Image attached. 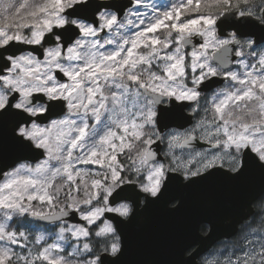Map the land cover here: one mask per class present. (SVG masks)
Here are the masks:
<instances>
[{
    "label": "snow or ice",
    "instance_id": "obj_1",
    "mask_svg": "<svg viewBox=\"0 0 264 264\" xmlns=\"http://www.w3.org/2000/svg\"><path fill=\"white\" fill-rule=\"evenodd\" d=\"M212 183L200 264H264V0H0V264H125Z\"/></svg>",
    "mask_w": 264,
    "mask_h": 264
},
{
    "label": "water",
    "instance_id": "obj_2",
    "mask_svg": "<svg viewBox=\"0 0 264 264\" xmlns=\"http://www.w3.org/2000/svg\"><path fill=\"white\" fill-rule=\"evenodd\" d=\"M17 47L28 49L31 46ZM183 195L181 209L170 211L160 204L140 221L123 228L127 235L125 264H187V260L199 264V257L240 214L235 191L219 183L194 185L184 190ZM200 220L214 221L215 230L206 234L195 230V223ZM211 227L209 224V229ZM192 247L194 249L188 252Z\"/></svg>",
    "mask_w": 264,
    "mask_h": 264
},
{
    "label": "flooded vegetation",
    "instance_id": "obj_3",
    "mask_svg": "<svg viewBox=\"0 0 264 264\" xmlns=\"http://www.w3.org/2000/svg\"><path fill=\"white\" fill-rule=\"evenodd\" d=\"M206 228H209V224H204V225H202V226L199 228V230H200L201 233L206 234V233L208 232V231L205 230ZM213 246H215V243H214ZM193 249H194V247H192L190 250H188V252H190V251L193 250ZM204 254H206V253H204ZM200 261H201V257L199 258V264H200Z\"/></svg>",
    "mask_w": 264,
    "mask_h": 264
},
{
    "label": "rangeland",
    "instance_id": "obj_4",
    "mask_svg": "<svg viewBox=\"0 0 264 264\" xmlns=\"http://www.w3.org/2000/svg\"><path fill=\"white\" fill-rule=\"evenodd\" d=\"M5 2H9V0H5ZM10 2H13V3H15V2H16V0H10Z\"/></svg>",
    "mask_w": 264,
    "mask_h": 264
},
{
    "label": "clouds",
    "instance_id": "obj_5",
    "mask_svg": "<svg viewBox=\"0 0 264 264\" xmlns=\"http://www.w3.org/2000/svg\"><path fill=\"white\" fill-rule=\"evenodd\" d=\"M125 203H129V204H132V201H124Z\"/></svg>",
    "mask_w": 264,
    "mask_h": 264
}]
</instances>
